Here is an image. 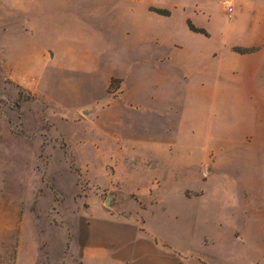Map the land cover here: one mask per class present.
I'll list each match as a JSON object with an SVG mask.
<instances>
[{"label":"rangeland","instance_id":"374dc122","mask_svg":"<svg viewBox=\"0 0 264 264\" xmlns=\"http://www.w3.org/2000/svg\"><path fill=\"white\" fill-rule=\"evenodd\" d=\"M90 222L143 254L98 264H264V0H0V264Z\"/></svg>","mask_w":264,"mask_h":264},{"label":"crops","instance_id":"0c3cea01","mask_svg":"<svg viewBox=\"0 0 264 264\" xmlns=\"http://www.w3.org/2000/svg\"><path fill=\"white\" fill-rule=\"evenodd\" d=\"M93 222H90L87 224L86 228H87V236L84 239L83 242V247H82V252H81V261L82 264H98L96 259H93L94 256L97 255L98 252H103L106 253L108 255H114L115 252L114 250L117 252V249L112 247V246H118L120 248L121 246V250L119 251V256L122 254L124 247L125 246V253H126V257L127 259L130 261L133 259H135L136 256H143V254H140V251L138 252V240H136L135 237H132L131 239H127L124 240L123 238H116L115 240H112L113 238L111 237H104L101 238V236L99 234H96L93 228ZM106 226L109 227V225L107 224ZM126 242L125 244L123 242ZM124 244V245H123ZM162 243L159 242V240L157 242H153V249L154 251L157 252V254L160 256V252L159 249L161 248ZM114 260V259H113ZM163 260L165 261V256H163ZM150 261L152 263H155L153 261V258H150ZM159 263H160V258H158ZM111 262H109L110 264ZM108 264V263H106ZM122 264V263H120ZM127 264H130V262L128 261ZM141 264V261H140ZM157 264V263H155Z\"/></svg>","mask_w":264,"mask_h":264}]
</instances>
